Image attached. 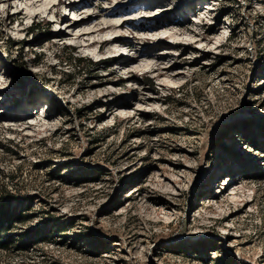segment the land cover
Wrapping results in <instances>:
<instances>
[{
    "label": "rangeland",
    "instance_id": "obj_1",
    "mask_svg": "<svg viewBox=\"0 0 264 264\" xmlns=\"http://www.w3.org/2000/svg\"><path fill=\"white\" fill-rule=\"evenodd\" d=\"M43 1L0 3V264H264V0Z\"/></svg>",
    "mask_w": 264,
    "mask_h": 264
},
{
    "label": "bare ground",
    "instance_id": "obj_2",
    "mask_svg": "<svg viewBox=\"0 0 264 264\" xmlns=\"http://www.w3.org/2000/svg\"><path fill=\"white\" fill-rule=\"evenodd\" d=\"M13 1L15 2V1H22V0H0V3L3 2L5 4H7V7H6V9H7V8H9V7L12 6V2ZM25 1H27V2L21 3L20 6L17 7V10L15 11V13L12 16H9L8 17L9 19L10 18H13L14 16L17 18L22 12H25V14L27 16L28 15L29 16H32V15L37 14V10H35L33 8L34 7V4L36 2H41V8H43L44 12L45 11H48L50 8H53V6H56V5H59L60 4V2H58L56 4L53 3L51 6H49V4H50L51 1H47V2L46 1H43V0H25ZM193 2H195V0ZM66 7L73 8V7H75V5L74 4H71V5L66 6ZM201 8H203V6ZM2 9H4V8H2ZM58 13H59V11L57 10L55 12V17H57ZM108 13L109 12H107L106 14H108ZM27 16L25 18H27ZM82 20H83L82 18L81 19H76L74 22L68 23L67 26H68V28L70 30L79 29V28H81L85 24V22L82 21ZM124 20H126V19H124ZM104 23H105V25L100 28V31H105L106 30V27L111 26V24H109V22H104ZM19 31L20 30H18L17 32H19ZM89 33H92V30L86 29V28H84V29L81 28V29H79L78 32L75 33L76 34V39H80L81 37H83L84 35L89 34ZM116 33L117 34H115L113 36V38L110 39L111 41L114 42V45L115 46L118 43H120V42L121 43L124 42L123 41V37H122L123 36L122 33L120 34V31H118V32L116 31ZM169 35L174 36L175 35V32H173L172 34L170 33ZM61 36H67V33L66 34H62ZM157 37H161V36H157ZM122 56H123V53H122ZM230 186H231V183H228V186L224 189V191L225 190H228ZM220 194L223 195L225 193L223 191H221Z\"/></svg>",
    "mask_w": 264,
    "mask_h": 264
},
{
    "label": "trees",
    "instance_id": "obj_3",
    "mask_svg": "<svg viewBox=\"0 0 264 264\" xmlns=\"http://www.w3.org/2000/svg\"><path fill=\"white\" fill-rule=\"evenodd\" d=\"M70 60H74L78 64H81V61H83L84 59L81 57L70 56ZM89 62H91V60H89ZM78 66H80V65H78ZM6 205L8 206L9 204H6ZM3 206L4 205H0V248H6V246H7V242L2 240V238H1L2 229H5L8 225V222L11 223L16 217L15 213L13 211L10 212L9 209L6 210L3 208ZM5 225H6V227H5Z\"/></svg>",
    "mask_w": 264,
    "mask_h": 264
}]
</instances>
